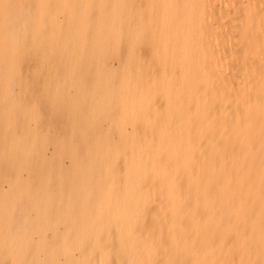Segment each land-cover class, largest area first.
<instances>
[{"label":"bare ground","instance_id":"obj_1","mask_svg":"<svg viewBox=\"0 0 264 264\" xmlns=\"http://www.w3.org/2000/svg\"><path fill=\"white\" fill-rule=\"evenodd\" d=\"M0 264H264V0H0Z\"/></svg>","mask_w":264,"mask_h":264}]
</instances>
